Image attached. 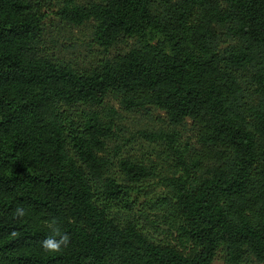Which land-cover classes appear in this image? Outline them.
Returning <instances> with one entry per match:
<instances>
[{
	"label": "trees",
	"instance_id": "1",
	"mask_svg": "<svg viewBox=\"0 0 264 264\" xmlns=\"http://www.w3.org/2000/svg\"><path fill=\"white\" fill-rule=\"evenodd\" d=\"M58 14L94 21L104 50L123 37L138 44L76 70L45 54L39 0H0V264H211L220 249L226 264L248 253L264 262V0H65ZM109 94L191 122L195 146L178 152L181 174L167 181L193 252L109 218L119 201L129 206L98 154L110 126L97 110L68 112ZM120 168L133 181L148 175L127 160ZM54 227L71 242L46 253Z\"/></svg>",
	"mask_w": 264,
	"mask_h": 264
},
{
	"label": "rangeland",
	"instance_id": "2",
	"mask_svg": "<svg viewBox=\"0 0 264 264\" xmlns=\"http://www.w3.org/2000/svg\"><path fill=\"white\" fill-rule=\"evenodd\" d=\"M64 1L39 0L43 14L40 40L45 54L52 60L83 70L138 44L135 37H123L104 50L94 39V21L75 25L58 14ZM86 1L75 0V3ZM159 39L152 40L156 42ZM241 84L248 98L251 84L247 78H243ZM91 110H97L99 119L111 130L104 150L98 152L107 159L105 177L114 178L128 189L129 206L119 201L111 208L109 218L119 226L134 224L153 242L174 246L184 253L193 252L195 246L192 241L178 230L179 219L172 209L173 198L167 181L181 174L179 153L184 154L185 145L195 146L191 122L171 124L165 112L154 106L127 110L119 97L113 94H109L100 106L78 105L68 112L77 120L81 113ZM122 160L141 165L148 175L136 181L130 180L120 168ZM224 254L223 249L218 250L211 264H226ZM245 263L264 264L250 253Z\"/></svg>",
	"mask_w": 264,
	"mask_h": 264
},
{
	"label": "clouds",
	"instance_id": "3",
	"mask_svg": "<svg viewBox=\"0 0 264 264\" xmlns=\"http://www.w3.org/2000/svg\"><path fill=\"white\" fill-rule=\"evenodd\" d=\"M14 215L22 219L26 212L23 207H18ZM70 242L71 237L67 233H61L59 227H54L52 234L41 242V246L46 253H61Z\"/></svg>",
	"mask_w": 264,
	"mask_h": 264
}]
</instances>
